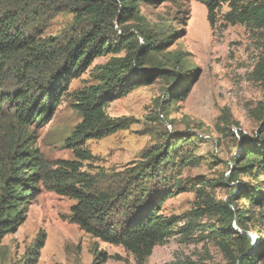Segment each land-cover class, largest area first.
Instances as JSON below:
<instances>
[{"label": "rangeland", "instance_id": "rangeland-1", "mask_svg": "<svg viewBox=\"0 0 264 264\" xmlns=\"http://www.w3.org/2000/svg\"><path fill=\"white\" fill-rule=\"evenodd\" d=\"M46 5H37L34 0H0V15L17 16L22 33L55 39L60 46L76 38L77 32L86 30L95 19V10L78 14L76 0H53ZM229 11L224 5L212 26L205 5L198 0L139 2L136 14L124 27L138 33L140 45L159 46L150 53L147 67L159 65L185 74L186 80L175 83L157 78L112 101L106 108L107 116L127 124L112 135L86 141L94 159L85 162V169L95 175L98 188L123 190L131 173L145 169L153 154L168 151L179 137H187L189 142L180 144L172 154L178 168L169 173H176V185L171 184L174 192L161 206L165 217L180 220L176 233L155 246L142 263L122 245L109 244L81 230L70 221L75 201L42 188L28 205L25 222L3 238L0 264H26L40 239L44 244L36 264H233L229 251L236 247L229 242L226 250L215 232H210L219 226L217 216L211 212L204 210L203 216H193L197 225L189 234L179 230L189 213L202 212L198 210L200 197L205 196L233 205L237 212L251 210L253 214L246 219L250 238L246 248L252 252L264 244V204L253 205L241 198L242 189H257L264 183V176L259 175L256 166L246 169L238 180L231 174L245 143L254 145L264 138V21L253 14L248 22L231 23L225 18ZM116 35H121L118 26L112 37ZM122 56L124 52L96 58L86 72L72 79L61 104L43 123L33 122L22 129L7 110V103L2 105L0 195L1 172L8 170L12 157L10 145L18 143L25 133L48 164L72 159L67 140L81 121L74 107L75 96L98 85L100 67ZM19 60H12L0 71L3 93L13 94L37 79L40 87L47 85L50 75L65 61L61 53L54 60L33 65L27 73L31 81H27L19 79ZM170 92L181 95L172 99ZM185 92L187 96L181 97ZM203 182L207 185L202 186Z\"/></svg>", "mask_w": 264, "mask_h": 264}, {"label": "trees", "instance_id": "trees-1", "mask_svg": "<svg viewBox=\"0 0 264 264\" xmlns=\"http://www.w3.org/2000/svg\"><path fill=\"white\" fill-rule=\"evenodd\" d=\"M51 1L34 0L37 5H46ZM76 1L78 14H90L95 10V19L86 30L77 32L76 38H70L61 46L55 39H41L22 33L17 26V16L7 13L0 15V71L12 60L20 59L19 79L25 80L33 65L54 60L61 53L65 59L63 65L50 75L47 85L40 87L37 79L33 84L26 83L15 89L13 94L3 93L0 88V112L3 111L2 105L7 103V110L22 129L30 123H43L49 118L50 113L61 104V97L67 94L72 79L86 72L96 58L124 52V56L114 57L100 67L98 85L75 96L74 107L80 113L81 121L72 138L67 140L73 152L72 159H59L48 164L41 152L28 141V133L22 138L20 136L18 143H11L10 165L8 170L4 168L1 172L0 244L6 235L15 233L25 222L28 205L44 188L75 201L71 206L70 221L81 230L109 244L122 245L143 263L155 246L163 244L176 233L175 228L180 220L165 217L161 213V206L174 192L171 184L176 185V173H169L178 168L172 154L180 144L189 141L186 136L179 137L171 143L168 151L153 154L151 163L145 169L137 168L131 173L123 190L98 188L95 175L85 169V162L94 159L86 141L112 135L127 124L125 120L107 116L106 108L112 101L135 88L154 83L157 78L181 83L185 82L186 75L171 72L159 65L147 67L150 53L158 50L159 46L140 45L138 33L124 27L125 22L136 14L139 2L154 4L163 0ZM198 1L205 5L212 26L224 5L230 8L225 18L231 23L248 22L253 14L258 16V20L264 21V3L246 4L241 0ZM116 26L121 35L112 37ZM187 94L185 92L181 97ZM172 95L171 98L175 99L181 94L168 93V96ZM243 149L231 173L234 179L238 180V176L251 166H256L259 175L264 176V138L254 145L246 142ZM201 185L207 184L203 182ZM241 198L253 205H263L264 183L257 189L246 186L242 189ZM200 202L198 210L202 212L189 213L185 217L187 221L179 228L181 233L189 234V230L197 225L193 216L205 214V211L211 212L217 216L219 226L210 232H215L214 236L221 239L226 250H229V242L236 247L229 251L232 253L230 259L233 264H259L264 260L263 243L252 252L246 248L250 244L246 234V219L250 218L249 214H253L251 210L237 212L233 205L229 206L224 201L216 202L208 196L200 197ZM43 244L40 239L35 252L29 254L26 264L37 263ZM105 260L106 257L102 258L103 262Z\"/></svg>", "mask_w": 264, "mask_h": 264}]
</instances>
